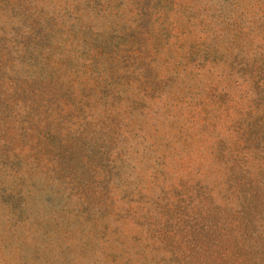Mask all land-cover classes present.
I'll use <instances>...</instances> for the list:
<instances>
[{
	"label": "rangeland",
	"instance_id": "1",
	"mask_svg": "<svg viewBox=\"0 0 264 264\" xmlns=\"http://www.w3.org/2000/svg\"><path fill=\"white\" fill-rule=\"evenodd\" d=\"M0 264H264V0H0Z\"/></svg>",
	"mask_w": 264,
	"mask_h": 264
}]
</instances>
